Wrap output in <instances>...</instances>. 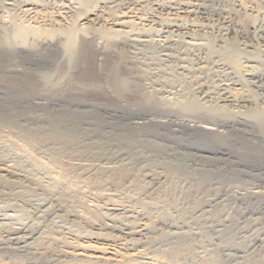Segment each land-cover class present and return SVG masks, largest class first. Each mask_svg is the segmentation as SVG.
I'll return each mask as SVG.
<instances>
[{"label":"rangeland","instance_id":"374dc122","mask_svg":"<svg viewBox=\"0 0 264 264\" xmlns=\"http://www.w3.org/2000/svg\"><path fill=\"white\" fill-rule=\"evenodd\" d=\"M6 1L0 0L3 19L22 16L27 20L28 17L21 15L20 11L26 0H14L16 6L13 8L7 6ZM41 1H37V9L31 11L28 19L35 17L37 10L40 13L43 11L44 15L63 12L60 14L65 16L70 13L63 8L68 0ZM107 1L111 0H92L100 4ZM112 1L116 5L123 0ZM158 1H162V5L153 4V0H124L122 5L117 4L120 6L119 14L131 13V16L133 13L132 16H135L143 13L141 28L145 35L144 45L133 46L122 38L112 41L107 48L102 47L104 44H100L99 40L88 42L87 47L78 49L70 73L63 67L62 53L55 47L36 53L0 48V168L10 166L13 169L10 173L0 170V240H9V244L12 242L13 246L22 247L37 243L39 247H44L40 250L46 249L43 251L47 252L49 247L53 250L65 249L66 241L60 237L70 234L81 237L78 238L81 243L93 237L99 245L113 246L120 253H133L144 246L143 241L108 229L107 224L120 226L139 221L147 213V202L153 205L150 209L154 211L149 209L150 212L167 204L176 218L180 216L177 225L191 231L189 237L177 236L172 241H183L182 244L186 245L200 242L202 249L224 255L227 252L231 259L226 264H264V125L236 118L232 120V125H226L225 118L210 117L204 109L200 110L201 114L199 110L190 113V110L177 104L180 89L186 80H191L193 84L198 80L199 83L212 81L217 85L232 80L225 79L220 71L216 72L217 77L215 75L210 80L200 72V67L209 58L206 49L209 36H212L214 47L211 58H216L209 59L207 63L210 67L219 68L215 62L223 55V41L231 42L235 38L242 49L260 51L257 62L250 58V61L247 60L244 55L240 57L242 74L264 71V0H242L244 6L248 5L245 6L247 12L238 13V16L239 24L245 30L231 34H228L230 25L226 20L232 6L229 0H175L177 3L169 0L171 6L168 0ZM184 2H188L193 10L182 13L188 23L182 22V25L188 26L187 31L179 27L167 29L166 22L172 21L177 12H181L179 4L188 5ZM83 13L81 15L85 16L86 13ZM71 15L65 18L69 16L68 20H71ZM154 15L160 19H155ZM183 67H195L193 70L197 72H193L192 76L186 75L187 78L168 73L172 68L173 72ZM154 68H163L165 77L171 78V82L168 81L171 86L166 85L161 91V96L166 95L164 97L170 102L175 101L171 102V106L140 98L138 89L131 85L125 90L118 89L120 77L130 75V81L136 77L142 79L146 77L143 74L145 71L151 72ZM247 79L250 87L246 88L252 90L258 103H264V82L255 84L251 78ZM54 80L58 81L56 84H61V88L58 86L60 91L53 92L58 93L54 98L47 97ZM44 82L50 83L49 86ZM241 85L244 86L243 83ZM204 88L198 94L209 100L204 91L207 87ZM215 91L223 95L218 86ZM149 118L166 121L154 123ZM190 120L211 122L222 128L224 136L183 124ZM78 162L86 165L84 169L69 166ZM104 167H115L116 170L109 172ZM119 177L125 178L118 181ZM113 199L116 202L119 200L118 203L122 199L120 203L123 206L112 204ZM78 200L94 204L101 219L94 224L76 217L74 212L79 208ZM18 229H25L26 234L12 235V231ZM98 233L102 237H97ZM66 262H54L47 256L20 260L0 251V264Z\"/></svg>","mask_w":264,"mask_h":264},{"label":"bare ground","instance_id":"6f19581e","mask_svg":"<svg viewBox=\"0 0 264 264\" xmlns=\"http://www.w3.org/2000/svg\"><path fill=\"white\" fill-rule=\"evenodd\" d=\"M37 1L39 2V0H26L24 3V6H22V8L20 10L22 13L21 15H23L25 17L27 16L29 18L30 17L29 14L31 13V11L37 9L36 8L38 6ZM123 1H122V3L121 2H118V3H121L120 5H122ZM229 1L232 4V6L229 10L230 12L228 11L229 12L228 17L225 16L227 23H229V25H230V28H229L230 30L228 29L229 30L228 34H231L234 32L235 33L242 32V30L243 29L245 30V28L239 24L240 20H239L238 13L245 14L247 12V9L245 6H248V5L244 6L242 4V2L243 3H245V2L242 0H229ZM40 2H42V1L40 0ZM126 2H127V0H126ZM158 2H159L158 0H153V4H156L157 6L162 5L161 4L162 1L159 2L160 4H158ZM168 2H170L169 5L171 6L172 2L169 0H168ZM96 3L95 2L93 3L92 0H68V2L64 4L63 8L66 10L65 11L66 13L70 12L69 14L70 15L72 14L71 16H73V17L71 20H68L69 16L67 17L68 19L65 18V16L69 15V14H66L64 16V14H60V13H63L60 11H59L60 13L57 12L59 14L44 15L43 11H42V13H40L41 11L37 10L38 11L37 13L34 11L37 15L36 16L34 15L35 17H32L30 19L27 18V20H24L23 17L19 16V15H18L19 17L15 16V17H12V19H10V20H6V19H3L0 15V48H5L6 50H8V49H16V50L17 49H23V50L28 51L30 53H36V52H40L43 49H47L48 47H55L60 53H62V59H63V65H64L63 67H65L66 69H69L68 71H66L68 73L69 71L72 70V68L74 66V63H75L74 61L76 59L78 49L79 48L84 49V47L86 46V43H88V42L99 40L100 44H104V45H102V47L105 46L107 48V46L109 47V45H108L109 43L111 44L112 41L116 42V40L122 38L123 40L126 41V43L133 45V46L138 47V45H144V42H145L144 36L145 35L143 34L144 31H142V28H141V25H142V22L144 19V17H142L143 13L142 14L139 13L137 15L134 14L135 16H132L133 13L131 16H129L131 13L129 15H127V14L122 15L121 14L122 12L120 14L118 12V11H120V8H119L120 6H118L117 5L118 3H116V5L118 6V7H116L115 2L112 0L110 2L107 1V3H104V4H100L99 2L97 4ZM175 3H177V2L175 1ZM184 3H186V2H184ZM5 4L9 7H12V8L16 6V3L14 0H8L5 2ZM93 4H95V5H93ZM186 4H188V2ZM231 4H229V5H231ZM146 5H147V3H146ZM88 7H91V9L88 10ZM190 7L192 8V6H189V4L188 5H183V4L180 5L179 4L178 9H180L181 12H177L176 18L172 19V21L166 22L167 25L166 24L165 25L167 26V29H168V27H179V28L186 30L188 26L186 25L187 27H185V25H182L183 24L182 22H185V18H183L182 13H185V12L189 13V12L193 11ZM117 8H119V10ZM165 8H167V7H165ZM172 8H173V6H172ZM1 9L2 8H0V14H1ZM175 9H177V8H175ZM231 10H233V12H231ZM83 12L86 13L85 16L81 15V14H84ZM127 13H128V11H127ZM32 14H34V13L32 12ZM124 14H125V12H124ZM251 14H252V12H251ZM31 16H33V15H31ZM157 16L158 15H156L154 18L160 19ZM20 17H22V18H20ZM185 23H187V22H185ZM189 24H191V23H189ZM195 24L193 23L194 26L197 25V24L196 25ZM143 25H145V24H143ZM189 28H191V27H189ZM197 28L198 27H196V29ZM144 29H145V27H144ZM150 29L151 28H149L148 30H150ZM146 31H145V33H146ZM262 31L264 32V28ZM187 33H189V32H187ZM211 37L212 36L208 37V39H209L208 43H207L208 46H207V48L205 47L207 49V55L209 58L206 60V64L203 66L201 65L202 67H200V69L199 68L198 69L201 70L200 72L205 73L207 75V76L206 75L205 76L208 77V79L215 76V75L217 77L216 72L220 71L221 75H224L225 79H227V80L232 79V80H236V81H232V80L229 82L222 81L221 83H219L217 85V84H213L212 81H208V83H202L200 81V83H199L198 82L199 80H198V81H196L195 84H193L194 82L192 83L191 80L190 81L186 80V82H184V85L182 84V88H181V85L179 87V88H181L179 98L177 97L179 100L176 99L178 101L177 102L178 106L182 109L190 110V113L192 112V110L193 111L199 110V113H200V110L204 109L205 111H207L210 114V117L212 115V116L219 117L221 119L225 118L226 120L225 119H222V120H225L224 122L226 123V125H232L233 124L232 120H234V118H236V120H239V121L245 120V122L252 120L254 123H259L260 125H264V103H262L263 104L262 105V104L257 102L258 99L256 100V98H257L256 95L253 92H251L252 90L248 89L250 86L247 84V80H248L247 78H251L252 80H254L255 84L256 83L258 84L260 82H264V76H263L264 71L263 70H259V71L254 70L253 72H250V73L248 72L247 74L243 75L242 74L243 70L241 71V63H240L241 62L240 57H242V55L248 57L247 60H249V58H250L253 61L256 60V62L259 61L258 59L260 56V51L257 49H255V50H244V49H242L239 46V44L237 43L235 38H232L231 42L223 41V44H222L223 55H222V57L219 55L220 57H219L217 63L215 62L216 60L214 61L215 64H217V66L219 67L218 69H216L215 67H210L208 65L209 63H207L210 61L209 59H212L211 56H212V53L214 52L213 51L214 47H213ZM175 41H176V39H175ZM119 42H120V40H119ZM124 43H123V45H124ZM196 43H194V44H196ZM190 44H193V43H190ZM204 45H206V44H204ZM187 46L189 49L192 48L191 46L189 47V45H187ZM184 47H186V45ZM193 47H196V45ZM188 48H187V50H188ZM192 50H193V48H192ZM133 52L135 54H138L135 50H133ZM186 52H188V51H186ZM197 52H199V51H197ZM194 53H195V51H194ZM167 54L170 55L169 52ZM165 55H166V53H165ZM174 55H176V54H174ZM187 57H183V58L187 59ZM205 57H206V55H205ZM200 58H201V56H200ZM214 59H216V58H214ZM214 59H212V60H214ZM99 60H101V59H99ZM201 60H204V59H201ZM188 63H190V62H188ZM188 63H187V65H188ZM14 66H15V64H14ZM181 66H182V64H181ZM173 68H175V67H173ZM191 68H192V66H191ZM172 69H170L169 71H171ZM193 69H189L187 67H183L181 69L176 68L173 70V72H175L177 74H175V75L172 74L173 73L172 71H171L172 73H170L169 71H168V73L170 75H173V76L185 75L184 77L187 78L186 75L189 74L192 76L193 72H197V71H194ZM7 71H9V70H7ZM165 72L166 71H164L163 68L162 69L154 68L151 72L145 71L143 73L147 78L145 77V78L141 79L139 77H136V78L134 77L135 79L133 81H130V79L128 77L130 75H127L126 78L119 76L120 78L118 79L119 82H118L117 86H118L119 90H121V89L125 90L131 85L130 87H135L138 89V93H139L138 96H140V98L168 107V106L172 105L171 102L175 103V101L172 100L170 102L169 98L164 97L166 95L161 96V94H163V93H161V91H163L165 89L164 87L166 85H170V83L168 81L171 80V78L169 79V77H165V74H166ZM220 73H219V75H220ZM46 76H49V75H46ZM159 76H163L165 78H162ZM220 77H222V76H220ZM48 78H51V77H48ZM116 78H118V77H116ZM130 78H132V77H130ZM60 79H62V78H60ZM220 79H222V78H220ZM239 81H241V83H239ZM48 82H50V80ZM54 82H55V80H54ZM57 82H55L54 85L50 84V83L47 84L44 82V84H47L48 86H49V84L51 85V87H49V90H48L50 92H48V91H47V93L44 92V93H46L47 97L53 96V98H54L58 95V93H57V95H56V93H53L55 91L57 92L58 86L60 87V85H61V84H56ZM51 83H53V82H51ZM60 83H62V82H60ZM242 83L244 84V86L241 85ZM216 85L223 90L222 91L223 95L217 94V91H215V89L217 90ZM205 86L207 87V91L206 90H204V91L207 92L206 96L209 98V100H205V99L201 98L198 94L199 90L205 89L204 88ZM263 86L264 85H262V87ZM246 87H248V88H246ZM43 88H45V86ZM132 90H133V88H132ZM167 91H169V90L167 89ZM127 93H129V91H127ZM164 93H166V92H164ZM173 93H174V91H173ZM170 98L175 99V97L174 98L170 97ZM251 100L253 101V103ZM226 103H228V104H226ZM250 103L252 105H250V108H249L248 104H250ZM251 106H253V107H251ZM171 110H172V108H171ZM228 117H230V118H228ZM150 121L154 122V123L155 122H165L166 119H165V121H163V120L158 119V118L157 119L151 118ZM140 123H142V122H140ZM183 124L189 126L190 128H196V129L198 128V129H202V130L212 132V133H216L219 135L223 134V136H224V133H223L224 131L222 130V128H219V126L217 127V125H214L213 123L211 124V122L210 123H208V122L207 123L206 122H195V121L192 122L190 120V121H187L185 123L183 122ZM7 166H9V165H7ZM69 166L73 167V168L74 167L75 168L76 167H82L84 169V167L86 165L80 164L78 162V164H73V165H69ZM93 167H94V165H93ZM0 170H3L5 173L6 172L10 173V172H12L11 170H13V169H11L10 166L7 168L5 166V168H3V169L0 168ZM104 170L112 172V171L116 170V168L115 167H107ZM3 174L4 173H2V175ZM124 178L125 177H119L118 181H120V180L122 181V179H124ZM96 180L98 181L99 179H96ZM42 186H43V184H42ZM73 188L76 189L77 186L74 185ZM71 194H73V193H71ZM66 199H68V198H66ZM112 201H113L112 204H114V203L118 204V205L123 204V203H120L122 201V199L119 203H118L119 200L116 202V200L114 201V199H113ZM156 204H157V202H156ZM77 206L79 208L77 209L76 212H74L75 213L74 215L76 217L81 218V219H85L87 221H93V222L94 221L96 222L97 220L101 219L100 215L97 211L98 208L94 204H92V203L86 204L84 201L78 200ZM151 206H153V205H150L149 203L145 202V208H147V213L139 221H136V222L131 221L129 223H124L120 226H117L115 223H114V225L113 224H107L108 229L110 228L113 230H117L120 233H124L125 235H128L130 238L136 237V239H137L136 241H138V238L143 241L142 244H144V246H142V247L140 246V249L138 248V250L134 251L133 253L132 252L131 253H120V251H118L117 248L116 249L113 248V246L99 245L96 243V241L93 237H89L90 235L87 236V237H89L88 240L86 238V240L83 241V243H81V241L78 240L79 236H77V235H71L70 236V234H68L67 236H64V237L63 236L60 237V238H63L67 244L66 245L67 247L65 249L61 247L62 248L61 250H53L51 247H49V248H47L48 251L45 252L43 250H46V249L40 250L41 248H44V247L40 246L41 247L40 248L38 245H36L37 243L35 244V246H34V244L33 245L31 244L29 246H23L22 247V246H16V245L13 246L11 244L12 242L9 244L8 243L9 240H8V242H6V240L5 241L0 240V251L10 253L20 260L23 259L24 257L25 258L26 257L36 258V257L47 256L54 262L62 263V261H67L68 263H71V264H226V263H228V261H230L231 258L228 257L227 252H226V255H224V253L218 254L219 252L217 253L216 251H209V250H206L205 248L202 249L203 246H201V245H203V244H200V242L194 243L191 245H188V244L186 245V244H182L183 241L182 242L172 241L177 236H181V237L186 236V238H187V236L189 237V235H191L190 234L191 231L190 232L187 231V227L185 230L184 229L185 227L182 228V227L177 225V219L180 218V216H178V218H176V215L171 212V210L168 208L167 204H163L158 210L156 208L155 212L149 211ZM142 207H144V206H142ZM75 210H76V208H75ZM150 210H153V209H150ZM127 221H128V219H127ZM95 222H94V224H95ZM104 223H106V222H104ZM159 223H161V225H162L161 227H159ZM100 226H103V225L101 224ZM230 227H228V228H230ZM97 228H95V229H97ZM188 230H190V229L188 228ZM12 232H13L12 235H16V236L19 233L20 234L21 233L26 234L25 229H18L16 231L14 230ZM99 234L100 233H98L97 237H102V236H99ZM18 236H20V235H18ZM24 236H26V235H24ZM29 236H28V238L30 239ZM13 237H15V236H13ZM94 237H95V235H94ZM190 237H192V236H190ZM15 238H14V240H16ZM113 238H115V237H113ZM55 239H54V241H55ZM182 239H184V238H182ZM202 240L203 239H201L200 241L203 242ZM50 243H52V242H50ZM24 244H26V243H23V245ZM145 244L146 245H148V244L152 245L151 246L152 248L150 246L147 247ZM204 251H205V254H202V252L204 253ZM229 256H230V254H229ZM20 263H22V262H20Z\"/></svg>","mask_w":264,"mask_h":264}]
</instances>
